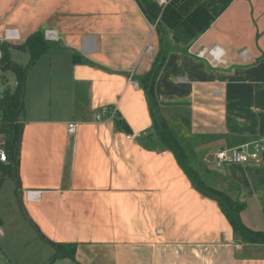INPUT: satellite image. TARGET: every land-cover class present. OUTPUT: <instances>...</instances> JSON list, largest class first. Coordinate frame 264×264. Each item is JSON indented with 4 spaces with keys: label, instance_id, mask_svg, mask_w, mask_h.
I'll return each instance as SVG.
<instances>
[{
    "label": "crops",
    "instance_id": "0c3cea01",
    "mask_svg": "<svg viewBox=\"0 0 264 264\" xmlns=\"http://www.w3.org/2000/svg\"><path fill=\"white\" fill-rule=\"evenodd\" d=\"M156 26L135 0H0V42L22 45L50 29L61 45L26 78L32 90L24 96L16 180L28 220L51 248L77 245L75 260L54 264H264V244L237 239L218 203L193 187L173 153L157 138L144 139L154 131L140 78L164 51ZM7 29L16 30V40H5ZM165 40L158 103L181 133L177 115L188 117L202 176L245 203L244 223L264 231V160L218 171L223 167L210 158L264 141V0H233L190 45H177L170 33ZM215 46L225 52L217 68L198 57ZM19 52L26 51L11 50L12 59ZM74 54L87 62L75 63ZM50 83L65 90L53 98ZM113 108L115 118L96 120ZM70 123L77 125L73 135ZM28 191L38 199H28Z\"/></svg>",
    "mask_w": 264,
    "mask_h": 264
},
{
    "label": "trees",
    "instance_id": "16d2710c",
    "mask_svg": "<svg viewBox=\"0 0 264 264\" xmlns=\"http://www.w3.org/2000/svg\"><path fill=\"white\" fill-rule=\"evenodd\" d=\"M135 1L150 24L157 25L156 30L160 35L164 50L155 59L152 70L140 78V85L148 94L154 131L151 135L144 136V139L147 140L148 144L155 143V138H157L161 146L173 153L193 187L204 197L218 203L237 239L249 244H264V231L248 227L242 219V213L246 208L245 203H240L238 198L230 192L219 189L216 182L206 181L200 173L201 170L198 169L200 163L189 148L188 117L184 114L177 115V119L183 124L185 132L177 131V123L168 120L162 110L163 105L158 103L155 94V81L165 62V53L169 50V44L166 43L165 36L170 33L177 45L181 42L190 45L211 27L233 0H171L165 7H161L154 0ZM44 32V29H39L22 45H7L0 42L1 67L4 71L12 72L17 80V85L13 90L7 88L0 95V135L5 137L4 148L8 156L6 163L0 161V189L6 180L17 179L19 175L21 142L24 131L22 117L25 113V100L22 95L27 74L42 56L51 50L61 48L60 44L47 41ZM14 49L29 53L30 60L28 64L22 65L13 61L11 50ZM74 62L87 61L81 55L74 54ZM171 106L173 105H165L166 110ZM175 112L178 113L179 110H175ZM116 121L119 127L124 126L118 117ZM234 189L236 190V188ZM3 224L0 217V227ZM35 228L41 235L37 226ZM54 249L55 253L52 256L51 264L60 259L75 260L76 244H54Z\"/></svg>",
    "mask_w": 264,
    "mask_h": 264
},
{
    "label": "rangeland",
    "instance_id": "374dc122",
    "mask_svg": "<svg viewBox=\"0 0 264 264\" xmlns=\"http://www.w3.org/2000/svg\"><path fill=\"white\" fill-rule=\"evenodd\" d=\"M13 60L19 64H28L30 55L28 52H19L13 56ZM46 61L49 60H44L42 65L47 66ZM30 72H28L26 77L28 79L32 77V74H36L32 72L29 75ZM16 82L15 75L10 71H4L0 63V93L7 88L13 90L16 87ZM31 82L26 80L24 94L28 88L30 95L32 90ZM50 90L51 96L54 98L55 93L62 92L65 89L52 86L51 84ZM27 98L29 99L30 97L27 96ZM214 167L216 168L215 164ZM224 169L223 167L217 170L223 171ZM200 173L202 174L203 172L200 171ZM203 178L206 179L205 177ZM224 186L227 187L226 185ZM19 190L16 179L6 180L0 189V217L4 223L0 227L4 231V236L0 235V264H51L55 249L42 242L43 240L28 220L27 211H24L20 196H18Z\"/></svg>",
    "mask_w": 264,
    "mask_h": 264
},
{
    "label": "built area",
    "instance_id": "2783aa9c",
    "mask_svg": "<svg viewBox=\"0 0 264 264\" xmlns=\"http://www.w3.org/2000/svg\"><path fill=\"white\" fill-rule=\"evenodd\" d=\"M170 3L168 0H161L160 5L167 6ZM45 39L50 42H56L59 40V35L55 30H45L44 32ZM17 39L16 30L7 29L5 31V40L13 41ZM0 52V59H1ZM225 52L221 47L215 46L209 50H203L198 53V57L206 59L210 66L219 67L225 64L224 60ZM1 95V93H0ZM118 110L113 109H104L100 115L96 117V120L101 121L102 116L107 115L112 118H115ZM77 130V125L75 123H70L68 125V133L73 135ZM138 136L136 134L127 136L128 139H135ZM5 137L0 135V161L6 163L8 161V156L4 148ZM218 167H224L229 164H249L257 163L264 160V141L258 140L253 143H246L238 147L224 148L217 150L212 153L211 157ZM39 192L28 191L27 198L34 200L38 199ZM0 234L2 235V230L0 229Z\"/></svg>",
    "mask_w": 264,
    "mask_h": 264
},
{
    "label": "water",
    "instance_id": "95a60500",
    "mask_svg": "<svg viewBox=\"0 0 264 264\" xmlns=\"http://www.w3.org/2000/svg\"><path fill=\"white\" fill-rule=\"evenodd\" d=\"M24 92H25V84H24ZM24 95H25V94L23 93L22 98H24Z\"/></svg>",
    "mask_w": 264,
    "mask_h": 264
}]
</instances>
